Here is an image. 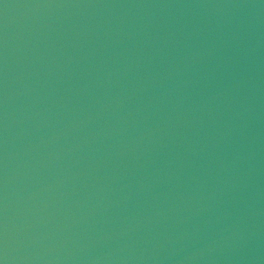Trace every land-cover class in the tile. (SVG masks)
I'll use <instances>...</instances> for the list:
<instances>
[{"label": "water", "instance_id": "obj_1", "mask_svg": "<svg viewBox=\"0 0 264 264\" xmlns=\"http://www.w3.org/2000/svg\"><path fill=\"white\" fill-rule=\"evenodd\" d=\"M0 264H64L30 121L14 0H0Z\"/></svg>", "mask_w": 264, "mask_h": 264}]
</instances>
